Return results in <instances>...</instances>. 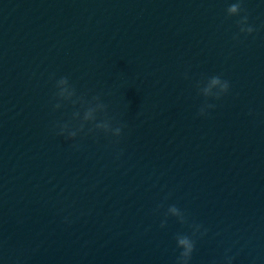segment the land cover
Listing matches in <instances>:
<instances>
[{
    "label": "clouds",
    "instance_id": "clouds-1",
    "mask_svg": "<svg viewBox=\"0 0 264 264\" xmlns=\"http://www.w3.org/2000/svg\"><path fill=\"white\" fill-rule=\"evenodd\" d=\"M243 0H236V2L229 5L226 9L228 16H239L245 10L242 7ZM239 27V33L252 34L256 29L248 24V15L245 14L237 21ZM238 34L234 36V39H238ZM57 89L55 97L58 102L53 105L54 109H59L62 104L60 101L71 102L73 105L79 103L83 109L75 111L72 114V121H78V125L73 130L71 122L58 123L55 125L59 128L58 135H63L67 139H75L78 132H83L86 124H91L92 127L88 128V132L101 131L105 134H111L114 137H120L122 134L123 125L113 127L111 119L107 117V105L101 101L99 95L93 96L91 100H86L82 96H77L76 89L69 83V79L66 76L60 77L55 82ZM197 90L200 95L205 98V103L200 107L198 114L203 116L206 114L207 109L215 108L214 104H210L207 101L209 99L220 100L230 90V83L226 79H222L220 75H213L207 77L206 80L198 82ZM98 114H104L103 118L98 120ZM163 205H161L162 207ZM175 217L181 224L187 223V215L184 211L178 208L176 205H170L165 213V219L161 221V227H165L167 223V217ZM192 227V235L177 234L175 237L177 248L181 249L179 256L176 258L175 264H189L192 259L193 252L195 251L197 235L203 236L207 234V229L201 231L202 225L194 224ZM231 257L226 258V264H231Z\"/></svg>",
    "mask_w": 264,
    "mask_h": 264
}]
</instances>
